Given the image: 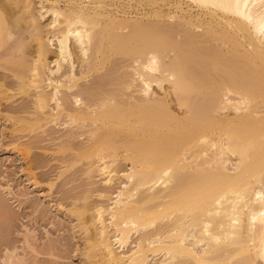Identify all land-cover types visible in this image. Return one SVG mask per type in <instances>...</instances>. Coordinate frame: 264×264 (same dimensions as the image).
<instances>
[{
    "label": "bare ground",
    "instance_id": "bare-ground-1",
    "mask_svg": "<svg viewBox=\"0 0 264 264\" xmlns=\"http://www.w3.org/2000/svg\"><path fill=\"white\" fill-rule=\"evenodd\" d=\"M0 94L88 264H264V0H0Z\"/></svg>",
    "mask_w": 264,
    "mask_h": 264
},
{
    "label": "rangeland",
    "instance_id": "rangeland-1",
    "mask_svg": "<svg viewBox=\"0 0 264 264\" xmlns=\"http://www.w3.org/2000/svg\"><path fill=\"white\" fill-rule=\"evenodd\" d=\"M23 104L10 105L0 94V201L9 209L7 221L0 219V264H88L85 234L70 211L88 181L82 167L61 175L53 145L64 134L63 127L41 134L32 158L23 155L30 138L15 133L8 118L10 108ZM95 186L100 182L86 188Z\"/></svg>",
    "mask_w": 264,
    "mask_h": 264
}]
</instances>
